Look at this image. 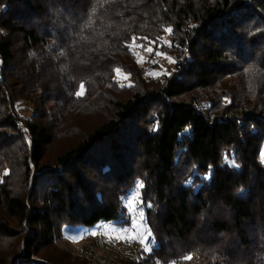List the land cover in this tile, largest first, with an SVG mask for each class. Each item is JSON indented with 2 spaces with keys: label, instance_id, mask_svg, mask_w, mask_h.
Returning a JSON list of instances; mask_svg holds the SVG:
<instances>
[{
  "label": "trees",
  "instance_id": "obj_1",
  "mask_svg": "<svg viewBox=\"0 0 264 264\" xmlns=\"http://www.w3.org/2000/svg\"><path fill=\"white\" fill-rule=\"evenodd\" d=\"M168 27L140 87L129 46ZM263 143L264 0H0V264H75L62 229L128 226L137 190L125 264H264Z\"/></svg>",
  "mask_w": 264,
  "mask_h": 264
},
{
  "label": "rangeland",
  "instance_id": "obj_2",
  "mask_svg": "<svg viewBox=\"0 0 264 264\" xmlns=\"http://www.w3.org/2000/svg\"><path fill=\"white\" fill-rule=\"evenodd\" d=\"M162 40H167V32L164 34ZM145 46H149L145 43ZM150 45L153 48V53L149 54L143 50V48L135 49L140 55L145 57L143 63L137 62V57L133 54L131 55L135 65L139 70L143 72L146 71L143 78L139 79L138 85L141 87L142 84L148 83V78H157L156 76H162V72L166 71L167 73L170 70H173L174 63H169L167 59L163 57H156L155 51L160 50L162 52V47H167L161 43ZM132 46H129L131 48ZM166 53V52H165ZM167 54V53H166ZM169 56V54H167ZM171 57V56H170ZM158 61L157 64H153L152 61ZM132 66V63H130ZM140 71V72H141ZM125 76L128 78L125 80ZM148 77V78H147ZM113 81L119 88L130 89L134 86L135 81L131 75L123 72L120 68H116L113 72ZM146 82V83H145ZM131 84V87L125 86ZM125 84V85H124ZM84 90L81 89V94ZM15 112L20 115L23 119H29L32 114V106L29 102L24 99L18 100L14 105ZM62 145V143H61ZM59 144L54 145L49 149L48 157L54 154V152L59 149ZM260 160L264 164V143L260 152ZM226 163L232 165L231 162L225 160ZM133 195V194H132ZM130 195L125 201V206L127 210L128 200L131 198ZM133 208H136L137 211L134 212L132 220L130 223V214L127 210V220L129 221L128 226L115 225L113 223H100L92 228H63L61 232V239L55 241V246L58 250H63L66 254L69 255V261L71 263L79 264L84 262L87 264H96L95 262L89 260L84 256L86 253H95L98 257L105 260L115 262L118 264H125L123 260L126 258L133 257L136 255L138 250L149 251L151 248L150 238L146 232V228L143 222V213L140 210L139 203L133 205ZM113 229H122L118 231H112ZM107 230V231H106ZM33 261H38L36 257H32ZM88 260V261H87Z\"/></svg>",
  "mask_w": 264,
  "mask_h": 264
},
{
  "label": "snow or ice",
  "instance_id": "obj_3",
  "mask_svg": "<svg viewBox=\"0 0 264 264\" xmlns=\"http://www.w3.org/2000/svg\"><path fill=\"white\" fill-rule=\"evenodd\" d=\"M191 27L194 28V27H196V26H195V25H191ZM165 31H166L167 33L171 34V32H172V28H171V27H168V28L165 29ZM138 39H139V38H138ZM142 39H144V40L147 42V44H148L149 46H145V44H136V38H134L133 45H132V47L130 48V51L132 52V54H133L134 56L137 57V62H138V63H143L144 60H145V57L142 56V55H140L138 52H136L135 49H137V48H143V50H144L145 52L151 54V53H153V48H152L150 45H152V44L155 43L154 41H150V40H148L147 37H144V38H142ZM161 44H162V45H166V46L169 47V48H171V47L173 46L172 43H171L170 41H167V40H162V41H161ZM155 56H156V57H163L164 59H167L169 63H175V62H176L175 59H174L173 57L168 56L165 52H162V51H160V50H156V51H155ZM152 63H153V64H157L158 61L153 60ZM161 74H162V75H168L169 73H167L166 71H164V72H162ZM129 75H130V74H129ZM156 77L158 78L159 76H156ZM127 78H128V77L125 76V80H126ZM124 85H125V84H124ZM125 86L131 87L132 85L129 83V84L125 85ZM227 102H230V101H227ZM137 191H138V190H137ZM137 191L131 196V198L128 200V203H127V210H128V212H129V214H130V223H131L132 216H133L134 212L137 211L136 208H133V205H136V204L138 203ZM118 230H122V229H113L112 231H118ZM106 231H107V230H106ZM188 259H191V257H188Z\"/></svg>",
  "mask_w": 264,
  "mask_h": 264
},
{
  "label": "built area",
  "instance_id": "obj_4",
  "mask_svg": "<svg viewBox=\"0 0 264 264\" xmlns=\"http://www.w3.org/2000/svg\"><path fill=\"white\" fill-rule=\"evenodd\" d=\"M16 124L18 125L19 128L23 130V126L20 121H17ZM84 256L87 257L89 260L95 262L96 264H118V263L111 262L103 258H100V256L98 257L97 255H95V253H86L84 254Z\"/></svg>",
  "mask_w": 264,
  "mask_h": 264
}]
</instances>
